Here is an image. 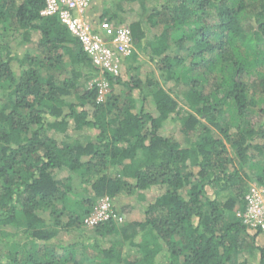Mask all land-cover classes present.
<instances>
[{"label":"trees","instance_id":"trees-1","mask_svg":"<svg viewBox=\"0 0 264 264\" xmlns=\"http://www.w3.org/2000/svg\"><path fill=\"white\" fill-rule=\"evenodd\" d=\"M126 1L140 13L123 63L152 65L104 71L98 100V69L44 0H0V264H264V228L237 215L264 187V0ZM169 119L183 142L159 133ZM75 180L92 205L156 196L85 232Z\"/></svg>","mask_w":264,"mask_h":264},{"label":"built area","instance_id":"built-area-1","mask_svg":"<svg viewBox=\"0 0 264 264\" xmlns=\"http://www.w3.org/2000/svg\"><path fill=\"white\" fill-rule=\"evenodd\" d=\"M44 3L40 14L57 15L60 22L77 38L92 65L98 69L99 73L92 82L98 87V100H102L109 91L103 72L120 75L124 59L135 50L130 27L106 18L96 23L90 21L86 16L90 0H44ZM244 200L245 208L237 215L248 227L264 228V187L256 183L249 185ZM106 220L124 222L122 215L113 207L112 199L104 195L95 201L83 217V224L93 228Z\"/></svg>","mask_w":264,"mask_h":264},{"label":"rangeland","instance_id":"rangeland-1","mask_svg":"<svg viewBox=\"0 0 264 264\" xmlns=\"http://www.w3.org/2000/svg\"><path fill=\"white\" fill-rule=\"evenodd\" d=\"M120 4L121 6H119ZM106 9L109 10V13H111L114 10L116 12H119V15L121 17V22H117V20L115 19H112L111 20L112 22L116 24L127 25V26H129V24L132 21L136 20L139 17V13H140V6L138 2H132V1H126V0H90L89 7L87 8V11H86V16L93 23H96L98 20H101L104 18L108 19V16L102 17L103 12ZM156 31L157 29H154V28L150 30V32L152 33ZM7 37L9 41L11 42L14 41V43H16L15 50L19 55L24 52L28 44H21L19 38L15 39L13 38V36H7ZM31 38L32 39L38 38V34L32 32ZM129 65L139 66L138 71L131 72L132 75H135L138 73V75L144 76L149 69L148 65H152V64H149L145 59V55L139 52V59L128 60L125 62V64L123 63L122 69L120 72V77L123 80H126L128 76L130 75V73H128L126 69V67ZM14 67L18 71L16 63H14ZM96 76L92 77V79H94ZM117 88L118 87L115 86L114 89H117ZM183 90H184V87L179 85L175 87L172 92L173 95L176 97V100L178 101L180 107L182 106V91ZM144 104H145L146 110L150 112H154V104L149 97L145 99ZM215 132L217 135L219 134L218 130H215ZM88 133L91 135H94L96 132L94 131V129H89L87 130V133L85 134L87 135ZM159 133L161 135L169 136V137L179 140L180 142H183V137L180 133L179 122L176 120L169 119L167 121H164L161 128L159 129ZM55 175L60 178V177L65 176L66 172L62 170H56ZM75 181H76V191H77V194L75 195L78 196L79 200L83 203V208H84L83 211H85V209L89 210L90 206L92 205V203H90V200L93 196L92 195L93 192L89 188V185L86 186L84 183H81V181L79 180H75ZM253 183L255 182H251L250 185ZM143 195H144L143 197H138L137 194L130 195V196L122 195L115 199H112L114 207L116 208L115 210L120 212V207L125 206V205H133V204H138L140 206L146 207L147 204L152 202V200L156 196V188L153 187L150 191L148 190L147 192H144ZM220 198L222 197L220 196ZM84 229H85V232H87L89 229L91 230V228H87V227H84ZM63 236H64L63 238L68 237L66 236V234H63ZM80 237L83 238V236H80ZM260 243L261 244L264 243V234L261 235ZM87 253L92 254V251H87Z\"/></svg>","mask_w":264,"mask_h":264}]
</instances>
